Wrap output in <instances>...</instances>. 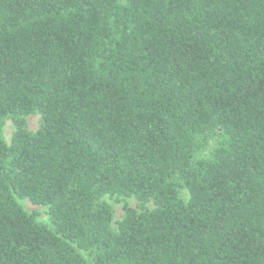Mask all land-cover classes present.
<instances>
[{"label": "trees", "instance_id": "16d2710c", "mask_svg": "<svg viewBox=\"0 0 264 264\" xmlns=\"http://www.w3.org/2000/svg\"><path fill=\"white\" fill-rule=\"evenodd\" d=\"M0 264H264V0H0Z\"/></svg>", "mask_w": 264, "mask_h": 264}, {"label": "rangeland", "instance_id": "374dc122", "mask_svg": "<svg viewBox=\"0 0 264 264\" xmlns=\"http://www.w3.org/2000/svg\"><path fill=\"white\" fill-rule=\"evenodd\" d=\"M28 120V127L31 130H37L39 128L40 122H41V115L40 114H34L27 118ZM14 131V125L11 120H7L4 127V135L7 139V141H11L12 133ZM213 146V142H211L210 147ZM181 195L184 200L189 199V192L185 189L181 190ZM104 200L110 203L113 206L114 209V221L113 226L114 228L117 227L118 221L122 219L124 214V208L126 205L139 208V200L136 197H117V196H110L107 195L104 197ZM19 203L22 205V207L29 213L36 217V219L43 224H48L49 226H52L51 223V214H50V208L49 206L40 205L32 202L30 199H21L18 198ZM147 207L149 209H153L155 207L153 202H149L147 204ZM85 256H88L86 252H84Z\"/></svg>", "mask_w": 264, "mask_h": 264}]
</instances>
